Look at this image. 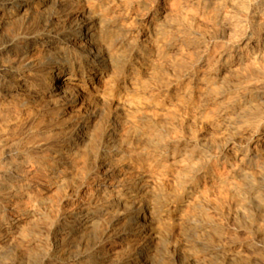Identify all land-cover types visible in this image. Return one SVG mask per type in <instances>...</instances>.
Wrapping results in <instances>:
<instances>
[{"label": "bare ground", "instance_id": "bare-ground-1", "mask_svg": "<svg viewBox=\"0 0 264 264\" xmlns=\"http://www.w3.org/2000/svg\"><path fill=\"white\" fill-rule=\"evenodd\" d=\"M218 1H220V3L222 4L233 6L234 4L238 3L241 0H218ZM160 3H162V6H159ZM180 3H179V0H0V93L2 94L3 97H6L8 101L13 102L18 107L19 106L27 107L31 105L38 98L40 99L43 98L51 102L56 116L59 117L65 114L67 115V113L71 115V117L69 118L63 117L64 119H61L60 121H57L56 123L54 122V125L51 127H48L46 130L38 129L37 133L38 134L40 133L42 135L40 139H42L43 142L40 140L41 144L44 146H48L47 147L48 152L46 156L47 161L44 163L43 166H41V170L45 177L44 182H41L39 184L31 183L29 180L30 175L27 173V171L25 170L23 171L22 169L23 166H25V164L27 163V160H25L21 156V154L18 152L11 153L10 149L7 150L8 152L6 151V153H9L8 154L9 158H7L8 161H6L4 164L1 163L2 166H0V253L3 252L2 249H4L3 247L5 246V244L6 245L9 244V241H11L10 240L12 239L10 238V236H12L11 234H14L15 232H18V231H19L18 232L19 234L20 231H22V229H25V226L23 224H25L26 221H28V224L30 221L34 222V220H31V218L36 216L37 214L36 213L37 211H34L35 209H33V206L36 203L35 201H38V200L42 201L41 199L44 198L42 196L43 198L37 200L36 199L37 195H35L34 192L38 193V190L45 188V186L48 187L47 189H49L50 186L57 187L58 185H60V182H62L60 180L66 174L74 170L73 168L78 167V166L87 170L88 172L87 183L86 184L78 183L69 188L68 192L70 193V195H73L74 193L77 194L76 198L73 199V207L71 206L72 208H70V210H67V208H65L67 211L63 212L62 215H60L57 223L53 226L52 230L50 229L51 230L50 233L54 239V243L51 242L53 246L50 252L48 253V255L40 258L41 259L39 260L40 264H103L105 261L107 262V258L110 257V254L112 253V251L117 250V248L116 249L114 248V250H113V247L108 246L109 248H107V246L105 247L103 244H101L102 241L101 242L98 241L99 243H95L94 245L91 244L92 248L90 249L86 248L81 251L79 250L81 246L83 248V246L86 245V244L83 245L86 231L89 228H92L94 226L96 218L97 219L102 218V219L107 220L108 226L110 228L117 222L118 224H120L119 221H121L122 219L131 217L133 219V227H134V229H132L131 231L132 232L131 234L133 235L131 239L134 240L135 239L134 235L141 236L142 233H145L146 231L150 230L148 226L152 223V221L155 222L154 221L155 219L152 218L153 211H151L152 210L151 204L153 202L148 203L147 202L148 198L146 199V196L147 195L149 196L151 194V192L154 190V186L158 185L160 187L159 184H161L164 180H166L167 182V180L170 177H171L170 178L171 180L173 177L175 176L178 177L184 172L187 173L189 171H194L193 175L195 176V179H198V180L199 178L203 179L202 181L200 180L201 183L200 182L197 183L194 187L192 186L190 190L187 191L186 193L187 196L196 197L199 192H203L207 190L211 191L210 190L211 187H214V186L216 187V186H220V184H224L226 186L228 185V189L235 190V193L237 191V193H239L240 195L241 193L246 194L247 197L250 198L251 204L257 203L258 206L264 207V190H263V193L261 194L263 196L262 200L260 199L259 201L255 202V198L257 197L256 191L258 189L256 185L258 183L260 186V184L263 185L264 183V5L262 9L253 8L250 11L247 10L245 12L246 16H249L252 19L257 20L256 31L250 37L242 38L240 40L235 41L233 45L229 48L224 47V48L213 49V50L199 49V53L198 54L196 53L197 58H195L194 60V65L196 67L199 66V67L205 68L202 74L200 75V77H197L194 82V86L196 90L198 91L200 90L201 93L204 95L205 99L208 101H211L210 103L213 102L216 104H221V106H223L222 110L226 112L230 111L231 113H234L237 121H241L242 123V121H244L245 119L246 120L250 119L249 121L250 123H252L249 129L251 133L249 137L248 135H246L247 137L244 138L245 140H242V141H237L235 139L227 140L229 142L226 145H224L222 148L219 147L220 150H217L220 153L218 155H214V158L207 160L209 164L213 163L211 167L209 168L208 172H200L199 170L195 171V166L194 168L192 167L193 160L195 159L193 146H195L196 144H199L201 148L202 147L203 148L206 147V149L214 148V144L208 138L207 134L206 136L205 134L195 131V129L193 128L191 129L190 126H184V128L181 127L177 123L178 121L176 122V120H174L172 116L173 114H171V111L164 107L161 108L153 104L152 96H149L150 94L148 95L146 92H143L139 95V92H140L139 91L138 96L141 98L139 101H136L137 96H134V94L135 95L137 94L134 93V90L139 85L140 87L142 85L145 88L154 87L155 85L154 83L156 80L155 73L156 71L162 68L160 65H162V63L164 62L163 61L164 59H168V56L171 52L172 53L174 52V54L176 55L175 60L180 59L181 61L182 58L185 57L184 52L186 50L184 49L185 50L184 51L181 48L180 49L177 48V46L181 44V42L185 43L187 46H190L191 39L204 37L208 35L206 31L201 30L196 24V23H199V22H196L197 16L190 15L191 17H189L188 14L186 15L185 14L186 12H184L185 9L181 7ZM188 3H190V1ZM232 13L230 14L229 12L231 16H232ZM229 14H228V11L227 13L220 12L216 14L215 16L216 21L219 22V24L223 26V27L221 26L222 28H225L226 26L231 24L232 17H230ZM7 25H13V26L15 25L14 29H12L13 34L10 37H5V35H3L2 33L3 28ZM206 28H208V26H206ZM240 28L241 27H239V29ZM229 32L228 34H231V32L230 33ZM235 33L237 32L235 31ZM217 35L218 34H213L212 39L213 38L216 39ZM209 37H211V35H209ZM175 60L172 63H168V65L165 66L166 67L165 69L167 71L174 69L173 67L176 63ZM185 61H188V60H185ZM249 68L250 70L251 68L255 69L256 73L255 74L251 73V76H246V74L244 73L247 69L249 70ZM162 72L163 71H161L160 73L162 74ZM189 72H190L189 70L185 72V75H184L185 78L190 77ZM180 74L182 75V73ZM227 74H232L233 77L225 80V77L228 76ZM157 76L159 77L160 75H157ZM163 80H165V78ZM189 87L190 86L185 85L180 90V92L178 91V94L176 96H173V99L180 100L182 102L186 100L190 95ZM122 88H127V91L126 90L123 91ZM109 99L113 102L114 107L113 109L107 111V109L105 110L103 105L107 104L105 100H109ZM133 100L136 102H134ZM89 101H92L93 103V107L91 108L87 106L86 104ZM199 103H201V101ZM41 104L39 103V105L42 107ZM77 104H79V106ZM179 104L180 103H178L177 105ZM44 105H46L45 102H44ZM174 108L175 107H173V109ZM215 109H218V108H215ZM33 111L34 110H32V112ZM189 113H191V111ZM200 119H203V118H199V120ZM242 124L244 125V123ZM161 130L166 132L164 134L165 136H161L160 134ZM214 130L213 132L215 133ZM234 131L236 132V130ZM212 133L211 134L209 133V135H212ZM26 134L29 135L28 133ZM226 137L227 136L225 137L223 136V138H226ZM19 140H22V139H19ZM3 146L1 147L2 149H3ZM11 147H7V148H11ZM6 153L5 155H7ZM33 155L34 154H32V156ZM41 156H43V154ZM212 159H215V160H212ZM196 169H197V165H196ZM255 171H258L259 175L256 174ZM30 173H33V172H30ZM186 173L184 174L186 175ZM80 175L81 177H83L81 173ZM188 176L186 179H188ZM75 177L77 178L79 176L77 175ZM70 179H73V178H70ZM39 180H37V182ZM180 182L178 181V183ZM183 183H186V182H183ZM165 185L167 186L168 184L165 183ZM158 186L156 188H159ZM176 187L177 186H175L174 188ZM184 189H185V186H184ZM212 189L214 190V188ZM218 189L219 188H217V190ZM217 190L215 191L218 193L219 191ZM221 190L223 191V189ZM57 193L59 192H56V195ZM209 193L210 195H213L211 192ZM221 195H222V192H221ZM258 195L260 196L259 193ZM160 196L162 198V195ZM200 196H203V195H200ZM214 197H211V198H214ZM235 197L233 198V200L235 199ZM194 200L196 201L198 199H194ZM194 200L192 202H194ZM223 200L225 201V199ZM45 201L48 202L47 199ZM53 202L52 201L50 202V204L52 203L51 204L52 206L55 203ZM217 202L220 203V201H217ZM60 203L62 204V202ZM246 203H243V206ZM160 204L162 203L160 202ZM229 204L233 205V203H229ZM248 204L249 203H247V205ZM68 205H69L68 207H70V204ZM154 205L156 206V204ZM184 206H186V204ZM216 206H217V203H216ZM166 207L170 208L171 204H166ZM93 208H95L94 211H93ZM235 208L236 207H234V210ZM238 209L240 208H237V210ZM52 210L54 209L52 208ZM246 210L244 212H246ZM260 210H263V209L261 208ZM211 211L214 212V210H211ZM213 212L211 213L213 214ZM47 213L46 214L44 213V216L47 215ZM93 213L95 215H93ZM185 213L186 212H184V215ZM189 213L191 214V212ZM207 213L208 212H206V214ZM52 214L55 215L56 213L52 212ZM184 215H181V217ZM214 216H216V214ZM246 216L247 214H245V218ZM56 217L58 216L56 215ZM205 217H209V216H205ZM224 217H225V214H224ZM39 218L41 219V217ZM39 218L37 219L39 220ZM50 218H52V216ZM219 218L217 217L216 220H218ZM52 220H55V219H52ZM164 220L165 219H163V221ZM231 220H233V217L232 219H230V221ZM235 220L236 219H234V221ZM194 221H196L195 218H194ZM208 221H211V220H208ZM42 222H45V221H42ZM164 222H166V220ZM164 222L163 224H165ZM52 224H53V221H52ZM242 224L244 227L245 222ZM233 225H234V222H233ZM263 225L264 224H262V227ZM101 226H102V221H101ZM229 226H232V224ZM105 228H107V226ZM123 229L125 228H122V230ZM28 230L30 231L31 229L29 228ZM36 230H40V229L37 228ZM102 230L104 231V229H101V231ZM96 231L97 230L95 229V232ZM183 231L185 232V230ZM95 232H93V235L95 234ZM97 232H99V230ZM112 232L114 231H110L111 235H112ZM124 232L126 233L127 231H124ZM217 232L218 231H216V233ZM248 232L249 231H247V233ZM22 233L23 232H21V234L19 235H22ZM34 233H37V232H34ZM46 233H47L46 235H48V232ZM105 233L108 234V229L105 232H103L102 235H105ZM89 235H92V234H89ZM114 235L115 234H113V236ZM228 235L230 236V234ZM130 236L131 235H129V237ZM145 236H148V234ZM235 236L233 238H235ZM120 237L122 236L120 235ZM181 237H179V239ZM240 237L242 238V235ZM35 238H37V236ZM159 238L157 237V239ZM217 238H219V236ZM256 239H259V238H256ZM139 240H143V239L141 238ZM121 241H120V244H121ZM155 241L156 240L153 239V242ZM189 241H192V240H189ZM226 241L228 242V240ZM184 242L186 241L183 240V243ZM156 243L158 244V242ZM197 243H198V240H197ZM124 245H127V244H124ZM129 245H130V242H129ZM188 245H190V243ZM211 245H214V244H211ZM31 246L32 245H30L29 247ZM206 246L208 247V245ZM14 247L17 249L15 245L13 246V249ZM18 247H21V246H18ZM226 247L227 246H225V248ZM40 248L42 247L40 246ZM121 248L123 249L124 247L122 246ZM131 249H132L131 256H133L134 258L133 261L135 264H145L147 262V258L149 256H148V248H146V246L142 247L139 244H135ZM161 249L159 250L161 251ZM24 250L26 249L24 248ZM250 251H252V248ZM243 252H246V251H243ZM12 253L14 254L16 252H12ZM254 253L252 254L253 257H254ZM186 254L189 255L188 252ZM237 254H240V253H237ZM3 255L4 254H2V256ZM32 255L34 254L32 253ZM175 255L178 256L177 253ZM219 255H222V254H219ZM114 256L116 255L114 254ZM213 256H216V255H213ZM240 256L242 257V255ZM258 257L257 259H259ZM34 258H37V257H34ZM0 260H2V257H0ZM133 261H130V262H133ZM20 262H21L20 264H23L22 263L23 260H20ZM28 262L30 261L28 260ZM18 264H19V260H18ZM239 264H242V263H239ZM250 264H255V263H250Z\"/></svg>", "mask_w": 264, "mask_h": 264}, {"label": "rangeland", "instance_id": "rangeland-1", "mask_svg": "<svg viewBox=\"0 0 264 264\" xmlns=\"http://www.w3.org/2000/svg\"><path fill=\"white\" fill-rule=\"evenodd\" d=\"M185 1V3H184ZM190 1V3H188ZM181 2V3H180ZM179 3L181 5V7H183L185 10L184 12H186L185 14L189 15V17H191L192 15L194 16H197L196 18V22H199V23H196L198 25V27L203 30V31H206L208 33L207 36H204V37H199V38H194V39H191L190 40V46H187L185 43H182L179 44L177 46V48H181L182 50H184V56L182 58V60L180 61V59H176L175 60V54L174 52L169 54L168 56V59H164L162 62V65H160L162 68L158 71H156V80H155V85L153 88H145L141 85H140L134 90V93H136L137 95L134 94V96H137L136 97V101H139L141 97L138 96V92H139V95L143 92H146L149 96H152V102L153 104L161 107V108H166V109H169L171 111V114H173V118L174 120H176V122L184 128V126H190V128L192 129H195V131H198L202 134H207L208 135V138L211 140V142L214 144V148L213 149H209L206 147L205 148H201L199 144H196L194 147V155H195V159L193 160V164H192V167L194 168L195 166V171L196 170H199L200 172H208L209 171V168L211 167V164L208 163V159H211V158H214V155H218L220 152H218L217 150H220V148H222L224 145H226L229 141L227 140H232V139H235L237 141H242V140H245L244 138H246L248 135V137L250 136V125H252V123H250V119H245L244 121H242V123H244V125L241 123V121H237L236 119V116L234 113H231L230 111H224L222 110V107L221 104H216V103H210L211 101H208L205 99L204 95L201 93V91L199 90H196L195 86H194V82L196 80L197 77H200V75L202 74V72L204 71V67H199V66H195L194 65V60L195 58H197V54L199 53V49H219V48H229L233 45V43L237 40H240L242 38H247V37H250L252 34L255 33L256 31V23H257V20L255 19H252L251 17L249 16H246L245 12L247 10H251V9H262L263 8V5H264V0H241L239 1L238 3L234 4L233 6H230V5H225V4H222L220 3V1L218 0H179ZM183 3V4H182ZM216 3V4H215ZM212 4V5H211ZM214 4V5H213ZM218 4V5H217ZM245 4V5H244ZM262 4V5H261ZM217 5V6H216ZM240 5V6H239ZM159 6H162V3H160ZM202 6V7H201ZM219 6V7H218ZM224 6V7H223ZM187 7V8H186ZM218 7V8H217ZM228 7V8H227ZM233 7V8H232ZM243 7V8H242ZM211 8V9H210ZM227 8V9H226ZM235 9V10H234ZM241 9V10H240ZM206 10V11H205ZM198 11V12H197ZM228 11V14L230 12V14L232 13V16L230 15L231 18V24L226 26L225 28H222L223 26L221 24H219V22L216 21V14L217 13H220V12H224V13H227ZM232 11V12H231ZM235 11V12H234ZM242 11V12H241ZM188 12V13H187ZM238 12V13H237ZM213 16H212V15ZM191 15V16H190ZM199 15V16H198ZM242 15V16H241ZM209 17V18H207ZM212 17V18H211ZM199 18V19H198ZM237 18V19H236ZM210 19V20H209ZM241 19V20H240ZM207 20V21H206ZM209 20V21H208ZM208 22V23H207ZM201 23V24H200ZM209 24V25H208ZM246 24V25H245ZM208 26V28H206V26ZM212 25V26H211ZM10 26V27H8ZM211 26V27H210ZM222 26V27H221ZM15 25H7L3 28L2 30V33L3 35H5V37H10L13 32H12V29H14ZM228 27V28H227ZM230 27V28H229ZM239 27H241L239 29ZM206 28V29H205ZM220 28V29H219ZM11 29V30H9ZM210 29V30H209ZM213 29V31H212ZM231 30V31H230ZM233 30V31H232ZM222 33H221V32ZM231 32V34H228V32ZM235 31L237 33H235ZM215 32V33H214ZM226 32V33H225ZM229 32V33H230ZM221 33V34H220ZM213 34H218L216 39L213 38L212 39V35ZM220 34V35H219ZM227 34V35H226ZM209 35H211V37H209ZM227 36V37H226ZM209 37V38H208ZM207 38V39H206ZM219 38V39H218ZM206 39V40H205ZM221 40V41H220ZM198 41V42H197ZM229 42V43H228ZM217 43V44H216ZM220 43V44H219ZM228 43V44H227ZM193 45V46H192ZM218 45V46H217ZM204 46V47H203ZM183 47V48H182ZM199 47V48H198ZM191 49V50H190ZM195 50V51H194ZM197 53V54H196ZM195 54V55H194ZM173 58V59H172ZM190 59V60H189ZM172 60V61H171ZM175 60V65H174V69H171L168 73V71L165 69L166 65H168V63H172L173 61ZM185 60H188V61H185ZM166 62V63H165ZM181 64H180V63ZM183 62V63H182ZM193 63V64H192ZM184 68H183V66ZM188 65V66H187ZM192 67V68H191ZM179 69V70H178ZM197 69V70H196ZM173 70V71H172ZM190 71V77L189 78H185V72L186 71ZM200 70V71H199ZM161 71L162 74L160 73ZM175 71V72H174ZM252 71V72H251ZM255 71V72H254ZM173 72V73H172ZM254 72V73H253ZM175 73V74H174ZM182 73V75L180 74ZM248 73V74H247ZM251 73L252 74H255L256 73V70L251 68H249V70L247 69L245 71L244 74H246V76H251ZM169 74V75H167ZM178 74V75H177ZM157 75H160L159 77ZM176 75V76H174ZM228 76L225 77V80L227 79H230L233 77L232 74H227ZM231 76V77H230ZM165 78V80H163ZM185 78V79H184ZM168 79V80H167ZM175 79V80H174ZM168 82H167V81ZM165 81V82H163ZM169 83V84H168ZM158 86H157V85ZM190 84V85H189ZM163 85V86H162ZM185 85H188L190 86V95L189 97L184 100L183 102L180 101V100H176V99H173V96H176L178 94V91L180 92V90L185 86ZM160 86V87H159ZM120 87V86H118ZM140 87V88H139ZM177 89H176V88ZM145 88V89H144ZM162 88V89H161ZM150 89V90H149ZM171 89V90H170ZM123 91H127V88H122ZM137 90V91H136ZM142 90V91H141ZM136 91V92H135ZM197 91V92H196ZM152 93V94H151ZM174 93V94H173ZM200 93V94H199ZM155 95V96H154ZM171 95V96H170ZM195 95V96H194ZM134 98V97H133ZM196 98V99H195ZM167 99V100H166ZM41 100V101H40ZM45 100V101H44ZM135 100V99H134ZM133 100V101H134ZM109 101V103H108ZM134 101V102H136ZM201 101V103H199ZM204 101V102H203ZM33 102V101H31ZM44 102L46 105H44ZM47 101L46 99H43V98H38L37 100H35L31 105L27 106V107H18L17 105H15L13 102H10L8 101V99H6V97H3L2 94L0 93V154L3 155L1 156L0 155V166H2V164H4L6 161H8L7 158H9L8 154L9 153H6L7 150L10 149L11 153L12 152H18L21 154V156L27 160V165L25 164V166H23V171H27V173L30 175L29 176V180L31 183H34V184H39L41 182H44V175H43V172L41 170V166L44 165V163L47 161V152H48V146H44L41 144V141L42 139L41 138V134L37 133L38 132V129L39 130H46L48 127H51L54 125V122L56 123L57 121H60L61 119H64V118H69L71 117V115L69 113H67V116L66 114L65 115H62V116H56L55 112H54V109L52 107V104L51 102ZM105 102L107 104H104L103 107L105 108V110L107 109V111L113 109L114 107V104L113 102L109 99V100H105ZM104 102V103H105ZM111 102V103H110ZM166 102V103H165ZM207 102V103H206ZM6 103V104H5ZM13 103V104H12ZM39 103H43L41 104L42 107L39 105ZM178 103H180L182 105L179 106L177 105ZM203 103V104H202ZM4 104V105H3ZM36 104V105H35ZM87 106H89L90 108L93 107V103L92 101H89L88 103H86ZM90 104V105H89ZM202 104V105H201ZM4 107H3V106ZM38 105V106H37ZM44 105V106H43ZM79 106V104H77ZM172 105V106H170ZM198 105V106H197ZM201 105V106H200ZM216 105V106H215ZM220 105V106H219ZM12 106V107H11ZM51 106V107H49ZM178 106V107H177ZM187 108H186V107ZM193 106V107H192ZM218 106V107H217ZM31 107V108H30ZM107 107V108H106ZM170 107V108H169ZM173 107L175 108L173 109ZM185 107V108H184ZM199 107V108H198ZM10 108V109H9ZM38 108V109H37ZM50 110H49V109ZM215 108H218V109H215ZM6 109V110H5ZM30 109V111H29ZM34 110L32 112V110ZM46 109V110H45ZM172 109V110H171ZM180 109V110H179ZM183 109V110H182ZM186 109V110H185ZM191 113H189L190 111ZM195 109V110H194ZM28 110V111H27ZM36 110V111H35ZM41 110V111H40ZM44 110V111H43ZM219 110V111H218ZM40 111V113H39ZM43 111V112H42ZM52 111V112H51ZM180 111V113H179ZM185 111V112H184ZM203 111V112H202ZM24 112V113H23ZM36 112V113H35ZM217 112V113H216ZM39 113V114H38ZM49 113V114H48ZM51 113V114H50ZM183 113V114H181ZM206 113V114H205ZM214 113V114H212ZM228 113V114H227ZM231 113V115H230ZM54 116H53V115ZM188 114V115H187ZM210 114V115H209ZM45 115V117H44ZM47 115V116H46ZM177 115V116H176ZM185 115V116H184ZM191 115V116H190ZM202 115V116H201ZM207 115V117H206ZM226 115V116H225ZM230 115V116H229ZM34 116V117H33ZM41 116V117H40ZM181 116V118H180ZM197 118H196V117ZM234 116V117H233ZM54 117V118H53ZM57 117V118H56ZM64 117V118H63ZM195 119H194V118ZM232 117V118H231ZM39 120H38V119ZM45 118V120H44ZM52 118V119H51ZM56 118V119H55ZM199 118H203V119H200ZM212 118V119H211ZM224 118V119H223ZM227 118V119H226ZM230 118V119H229ZM235 118V119H234ZM35 119V120H33ZM37 119V120H36ZM50 119V120H49ZM181 119V121H180ZM222 119V120H220ZM229 119V121H228ZM234 119V120H233ZM41 120V122H40ZM192 120V121H191ZM204 120V121H203ZM206 120V121H205ZM231 120V122H230ZM30 121V122H29ZM36 121V122H35ZM38 121V122H37ZM43 121V122H42ZM185 121V122H184ZM191 121V123H190ZM198 121V122H196ZM225 121V122H224ZM235 121V122H233ZM25 122V124H24ZM37 124H35V123ZM46 122V123H45ZM184 122V123H183ZM195 122V123H194ZM214 122V123H213ZM248 122V123H247ZM29 123V124H28ZM189 125H188V124ZM203 123V124H202ZM213 123V124H212ZM247 123V124H246ZM28 124V125H27ZM33 124V125H32ZM44 124V125H43ZM186 124V125H185ZM225 124V125H224ZM233 124V125H232ZM237 124V125H236ZM26 127H25V126ZM50 125V126H48ZM199 125V127H198ZM206 127H204V126ZM213 125V126H212ZM217 125V126H216ZM227 125V126H226ZM237 127H236V126ZM243 125V126H242ZM28 126V128H27ZM37 126V127H36ZM219 126V127H218ZM5 127V129H4ZM30 127V128H29ZM34 129H33V128ZM41 127V128H40ZM43 127V128H42ZM196 127V128H195ZM202 127V128H201ZM209 127V128H207ZM2 128V129H1ZM212 128V130H211ZM4 129V130H3ZM26 129V130H25ZM37 131H36V130ZM202 129V130H201ZM205 129V130H204ZM215 129V130H214ZM225 129V130H224ZM227 129V130H226ZM245 129V130H244ZM11 130V131H10ZM25 130V131H24ZM30 130V131H29ZM32 130V131H31ZM210 130V131H209ZM213 130L215 131V133L213 132ZM219 130V132H218ZM231 130V131H230ZM233 130V131H232ZM236 130V132L234 131ZM240 130V132H239ZM249 130V131H248ZM20 131V132H19ZM35 131V132H34ZM8 132V133H7ZM12 132V133H11ZM162 132V133H161ZM160 134L161 136H165L164 134L166 133L165 131H162L161 130ZM213 132V133H212ZM26 133H28L29 135H27ZM209 133L212 135H209ZM220 133V134H219ZM228 133V134H227ZM25 134V135H24ZM36 134V135H35ZM5 135V136H4ZM22 135V136H21ZM27 135V136H26ZM34 135V136H33ZM38 135V136H37ZM206 135V136H207ZM19 136V137H17ZM33 136V137H32ZM223 136H227L226 138H223ZM222 137V138H221ZM229 137V138H228ZM39 138V140H38ZM228 138V139H227ZM231 138V139H230ZM11 139V140H9ZM19 139H22V140H19ZM35 139V140H33ZM219 139V140H218ZM224 139V140H223ZM41 140V141H40ZM217 140V142H216ZM28 141V142H27ZM37 141V142H36ZM221 141V142H220ZM32 145H31V143ZM34 142V143H33ZM39 142V143H38ZM43 142V141H42ZM222 144H220V143ZM10 143V144H9ZM28 143V145H27ZM6 146H5V145ZM38 144V145H36ZM4 145V146H3ZM12 145V147H11ZM199 145V146H198ZM3 146V149L1 148ZM14 146V147H13ZM23 146V147H22ZM27 146V147H26ZM7 147H11V148H7ZM218 147V149H217ZM220 147V148H219ZM21 148V149H20ZM23 148V149H22ZM39 148V149H38ZM44 148V149H42ZM47 148V149H46ZM25 149V150H24ZM30 149V150H29ZM35 149V150H34ZM204 149V150H203ZM209 149V150H208ZM40 150V151H38ZM206 150V151H205ZM212 150V151H211ZM30 151V153H29ZM42 151V152H41ZM8 152V151H7ZM35 152V153H34ZM46 152V154H45ZM5 153L7 155H5ZM40 153V154H38ZM201 153V154H200ZM203 153V154H202ZM25 154V155H24ZM30 154V155H29ZM32 154H34L32 156ZM38 154V155H36ZM43 154V156H41ZM199 154V155H198ZM205 154V155H204ZM208 154V155H207ZM213 154V155H212ZM197 155V156H196ZM45 156V157H44ZM200 156V157H199ZM208 156V158H207ZM28 157V158H27ZM34 157V158H32ZM44 157V158H42ZM203 157V158H202ZM5 158V159H4ZM34 159V160H33ZM206 160V161H205ZM212 160H215V159H212ZM39 161V162H38ZM198 161V162H197ZM195 162V163H194ZM201 162V163H199ZM2 163V164H1ZM204 163V164H203ZM34 166H33V165ZM42 164V165H41ZM29 165V166H28ZM196 165H197V169H196ZM201 165V166H200ZM29 169H28V167ZM36 166V167H35ZM26 168V169H25ZM33 168V169H32ZM36 168V169H35ZM204 168V169H203ZM28 169V170H27ZM74 170H72L70 173L66 174L60 181V185H58L57 187H49V189H47L48 187L45 186V188H42V189H39L38 190V193L34 192L35 195H37L36 199H41L42 201L38 200V201H35V205L33 206V209H35L34 211H37L36 213V216H39L36 217H32L31 220H34V222L30 221L29 224H28V221L25 222V224H23L25 226V229H22V231H20L19 234L22 233V235H19L18 232H15L14 234H11L12 236H10V239L11 241H9V244H5V246L3 247L4 249H2L3 252L0 253V257H2V260H0V264H18V260H19V264L21 263L20 260H23V264H40V261L41 260L40 258H42L43 256H47L48 253L50 252L53 244L54 243V239L51 235V230L53 228V226L57 223L60 215H62L63 212L67 211V210H70V208L73 207V199L76 198L77 194H73V195H70V193L68 192L69 191V188L71 186H74L78 183H84L86 184L87 183V180H88V172L86 169L84 168H81V167H75L73 168ZM81 169V170H80ZM192 169V168H191ZM190 169V170H191ZM33 170V171H31ZM84 170V171H83ZM79 171V172H78ZM30 172H33V173H30ZM36 172V173H35ZM42 174H41V173ZM76 172V174H75ZM78 172V173H77ZM192 172V173H191ZM194 171H189V172H184L186 173V175L184 174H181L180 176H175L170 180V178L167 180H164L160 185V187L158 185L154 186V190L151 192V194L147 197L146 196V199H147V202L149 203H152L151 204V208L153 211L152 214H153V219H155L151 224L153 225H149L148 228L150 229L149 231H146L145 233H142V235L140 236H135V241L132 240L131 238L133 237V235L131 234L132 232V229H134L133 227V219L131 217H127V218H124L122 219L121 221H119L120 224H118V222L116 224H114L113 226H111L109 228L108 226V222L107 220L105 219H97L95 220V224L92 228H89L87 231H86V235H85V239L83 241V248L81 246V248H79V250H84V249H90L92 248L91 244H95V243H99L101 242V244H103L105 247L107 246V248L109 247H113V250L114 248L117 250H114L112 251V255L110 254V257L107 258V262L105 261L103 264H135L134 263V258L133 256H131V252H132V247L135 245V244H139L141 245L142 247L146 246V248H148V258H147V264H239V263H242V264H250V263H255V264H264V225L262 227V224H264V207H261V206H258L257 203L255 204H251L250 203V198L247 197L246 194H243L241 193V195L239 193H235V190H232V189H228V185H224V184H220V186H214V187H211V191L207 190V191H203V192H199L197 194L196 197H192V196H187L186 193L188 190H190V188L193 186H195L197 183H201V181L203 179L199 178L198 179H195V176L193 175ZM256 174L259 175V172L258 171H255ZM80 173L82 174L83 177H81ZM39 174V175H37ZM73 174V176H72ZM191 174V175H190ZM37 175V176H35ZM79 176V177H75V176ZM189 175V176H188ZM261 175V174H260ZM188 176V179H186ZM37 177V178H35ZM39 177V178H38ZM68 177V178H67ZM182 177V178H181ZM191 177V178H190ZM193 177V178H192ZM70 178H73V179H70ZM176 178V179H175ZM185 178V179H184ZM40 179V180H39ZM83 179V180H82ZM183 182H186V183H183ZM35 180V181H33ZM37 180H39L37 182ZM180 182L181 180V184L178 183V181ZM201 180V181H200ZM194 181V183H193ZM70 182V183H69ZM170 182V183H168ZM63 183V184H61ZM72 183V184H71ZM168 184L167 186L165 185ZM175 183V184H174ZM68 184V185H66ZM174 185V186H173ZM181 185V186H180ZM68 186V187H67ZM159 187V188H156V187ZM162 186V187H161ZM165 186V188H164ZM173 188H172V187ZM175 186H177L176 188H174ZM184 186H185V189H184ZM67 187V188H66ZM168 187V188H167ZM221 187V188H220ZM223 187V188H222ZM256 187H258L256 193H257V197L255 198V202L256 201H259L260 199L262 200L263 196L261 195L263 193V190H264V183L263 185L257 183ZM64 188V190H63ZM214 188V190L212 189ZM217 188H219L217 190ZM45 191H44V190ZM62 189V190H61ZM157 189V190H156ZM162 191H161V190ZM173 189V190H172ZM223 189V191L221 190ZM226 189V190H224ZM57 190V191H56ZM167 192H166V191ZM172 192H171V191ZM183 190V191H181ZM185 190V191H184ZM219 191L218 193L215 191ZM221 190V191H220ZM231 190V191H230ZM48 191V192H47ZM64 191V192H63ZM174 191V192H173ZM216 193H215V192ZM229 191V192H228ZM56 192H59L57 193L56 195ZM180 192V193H179ZM207 194H205V193ZM211 192L213 195H210ZM221 192H222V195H221ZM226 194H224V193ZM233 194H232V193ZM32 193V194H34ZM44 195H43V194ZM52 193V194H51ZM54 193V194H53ZM158 193V194H157ZM204 193V194H203ZM230 193V194H229ZM258 193L260 194V196L258 195ZM48 194V195H47ZM155 194V195H154ZM167 194V195H166ZM180 194V195H179ZM216 194V195H214ZM39 195V196H38ZM41 195V197H40ZM46 195V196H45ZM50 195V196H49ZM162 195V198L161 196ZM200 195H203V196H200ZM218 195V196H217ZM233 195V196H232ZM236 197H235V196ZM43 196V197H42ZM49 196V197H48ZM56 198H55V197ZM59 196V197H58ZM70 196V197H69ZM169 196V198H168ZM176 196V197H175ZM215 196V197H214ZM239 196V197H238ZM52 197V198H51ZM66 197V198H65ZM159 197V198H158ZM167 197V199H166ZM192 197V198H191ZM199 197V198H197ZM202 197V198H201ZM207 197V198H206ZM210 197V198H209ZM211 197H214V198H211ZM218 197V199H217ZM223 200L225 199V201L221 200L220 198ZM235 197V199L233 200V198ZM244 197V198H242ZM246 197V198H245ZM54 198V200H53ZM59 198V199H58ZM70 198V199H68ZM164 198V199H163ZM173 198V199H172ZM185 198V199H184ZM190 198V199H189ZM202 200H201V199ZM205 198V199H204ZM232 200H231V199ZM47 199L48 202H46L45 200ZM151 199V201H150ZM194 199H198V200H194ZM200 199V201H199ZM209 199V200H208ZM212 199V200H210ZM216 199V200H214ZM231 201H229V200ZM239 199V200H238ZM257 199V200H256ZM156 200V201H155ZM175 200V201H174ZM194 200V202H192ZM54 201L53 203L56 205L53 204V206L50 204V202ZM58 201V202H56ZM162 204H160V202ZM206 201V202H205ZM217 201H220L217 202ZM240 201V203H239ZM38 202V203H37ZM62 202V204L60 203ZM156 202V203H155ZM191 202V203H190ZM214 202V203H213ZM225 202V203H224ZM233 203V205L229 204V203ZM242 202V203H241ZM249 203L247 205V203ZM59 203V205H58ZM188 203V204H187ZM196 203V204H194ZM199 203V204H197ZM206 203V204H205ZM213 205H212V204ZM216 203H217V206H216ZM238 203V204H237ZM243 203H246L244 204L243 206ZM42 204V205H41ZM46 204V205H44ZM61 204V205H60ZM70 204V207H68ZM156 204V206L154 205ZM158 204V205H157ZM160 204V206H159ZM166 204H171V207L170 208H167L166 207ZM186 204V206H184ZM193 204V205H191ZM215 204V205H214ZM225 204V205H224ZM257 204V205H256ZM37 205V206H36ZM48 205V206H47ZM65 205V206H64ZM154 205V206H153ZM197 205V206H195ZM206 207H205V206ZM209 205V206H208ZM222 205V206H221ZM237 205V206H236ZM256 205V206H255ZM42 206V207H41ZM46 206V207H45ZM60 206V207H59ZM64 206V207H63ZM67 206V207H66ZM72 206V207H71ZM201 206V207H200ZM212 206V207H210ZM235 210H234V207ZM241 206V207H240ZM254 206V207H253ZM39 209H37V208ZM44 207V209H43ZM48 207V208H47ZM165 207V208H164ZM181 208L185 213L184 215V212L179 209ZM183 207V208H182ZM185 207V208H184ZM210 207V208H209ZM224 207V208H223ZM227 207V208H226ZM50 208V209H49ZM52 208L54 210H52ZM67 208V210L65 209ZM154 208V209H153ZM162 208V209H161ZM172 208V209H171ZM190 208V209H189ZM193 208V209H192ZM209 208V209H208ZM215 208V209H214ZM229 208V209H228ZM231 208V210H230ZM237 208H240L237 210ZM263 209V210H260V209ZM95 208H93V211H94ZM158 209V210H157ZM185 209V210H184ZM190 211H188V210ZM205 209V210H204ZM219 209V210H218ZM249 211H247V210ZM40 210V211H39ZM42 210V211H41ZM46 210V212H45ZM64 210V211H63ZM163 210V211H162ZM194 210V211H192ZM203 210V211H202ZM211 210H214L211 211ZM216 210V211H215ZM223 210V211H222ZM240 210V211H239ZM246 210V212H244ZM55 211V212H54ZM58 211V212H57ZM173 211V212H172ZM188 211V213H187ZM201 211V212H200ZM221 213H220V212ZM41 212V213H40ZM46 214L47 212V215L44 216V213ZM53 213H56L55 215L52 214ZM157 212V213H156ZM163 212V213H162ZM181 212V213H180ZM191 212V214L189 213ZM199 212V213H198ZM206 212H208L206 214ZM213 212V214L211 213ZM216 212V213H215ZM247 214L246 218H245V214ZM259 212V213H258ZM52 215H51V214ZM162 213V214H161ZM204 213V214H203ZM236 213V214H235ZM262 213V214H261ZM178 214V216H177ZM189 214V215H188ZM210 214V215H209ZM216 214V216L219 218L218 220L216 216H214ZM221 214V215H220ZM224 214H225V217H224ZM232 214V215H230ZM243 214V215H242ZM43 215V216H41ZM56 215L58 217H56ZM93 215H95L93 213ZM97 215V214H96ZM164 215V216H163ZM170 215V216H169ZM176 215V216H174ZM181 215H184L181 217ZM198 215V216H197ZM201 215V216H199ZM209 216V217H205V216ZM227 215V216H226ZM235 215V216H234ZM252 215V216H250ZM262 215V216H261ZM52 216V218H50ZM164 218H163V217ZM204 216V217H203ZM222 216V217H221ZM229 216V217H228ZM239 216V217H238ZM242 218H241V217ZM258 216V217H257ZM260 216V217H259ZM41 217V219L39 218ZM45 217V218H43ZM49 217V218H48ZM233 217V220L230 221V219H232ZM34 218V219H33ZM39 218V220L37 219ZM129 218V219H128ZM182 220H180V219ZM183 218V219H182ZM194 218L195 220L197 221H194ZM197 218V219H196ZM200 218V219H199ZM207 218V219H206ZM214 218V219H213ZM223 218V219H222ZM230 218V219H229ZM243 220H241V219ZM37 219V220H36ZM43 219V220H42ZM52 219H55V220H52ZM163 219L166 220V222L163 221ZM181 221L179 222L178 221ZM186 219V220H184ZM203 219V220H201ZM222 219V220H221ZM234 219H236L234 221ZM36 220V221H35ZM100 220V221H99ZM161 222H159V221ZM170 220V221H169ZM173 220V221H172ZM185 222H184V221ZM189 220V221H188ZM208 220H211V221H208ZM216 220V221H215ZM41 221V222H40ZM42 221H45V222H42ZM52 221H53V224H52ZM101 221H102V226H101ZM129 221V223H128ZM192 221V222H191ZM205 221V222H204ZM220 221V222H219ZM36 222V223H35ZM38 222V223H37ZM100 222V223H97ZM122 222V223H121ZM163 222L165 224H163ZM169 224H168V223ZM175 222V224H174ZM210 222V223H209ZM224 222V224H223ZM230 222L232 224V226H229L231 225ZM233 222H234V225H233ZM240 222V223H239ZM244 227H243V224L244 223ZM47 223V224H46ZM50 223V224H49ZM128 223V224H127ZM199 223V224H198ZM201 223V224H200ZM226 223V224H225ZM228 223V224H227ZM27 224V225H26ZM33 224V225H31ZM42 224V225H41ZM46 224V225H44ZM100 224V225H99ZM106 224V225H105ZM182 224V225H181ZM187 224V225H186ZM193 224V225H192ZM238 224V225H236ZM251 224V225H250ZM29 225V226H28ZM40 225V226H39ZM124 225V226H123ZM129 225V226H128ZM165 225V226H164ZM185 227H184V226ZM207 225V226H206ZM220 225V226H219ZM240 225V226H239ZM249 225V226H248ZM23 226V228H24ZM31 229L30 231L28 230L29 228ZM38 226V227H37ZM43 226V227H42ZM45 226V227H44ZM52 226V227H51ZM101 226V227H100ZM107 226V228H105ZM118 226V227H117ZM131 226V227H130ZM217 226V227H216ZM224 226V227H223ZM229 226V227H228ZM239 226V227H238ZM32 227V228H31ZM34 227V228H33ZM40 230H36L37 228ZM103 227V228H102ZM114 227V228H113ZM121 227V228H120ZM165 227V228H164ZM181 227V228H180ZM191 227V228H189ZM195 227V228H194ZM198 227V228H197ZM206 227V228H205ZM214 227V228H213ZM216 227V229H215ZM226 227V228H225ZM254 227V228H253ZM262 227V228H261ZM122 228H125L122 230ZM131 228V229H130ZM155 228V229H154ZM163 228V229H162ZM174 228V229H172ZM188 228V230H187ZM35 229V230H34ZM43 229V231H42ZM47 229V230H46ZM50 231H49V230ZM92 229V230H91ZM95 229L99 232H95ZM101 229H104V231ZM108 229V234L105 233V235H102L103 232H105L106 230ZM114 231L112 232V235L110 233V231ZM157 229V230H156ZM181 229V230H180ZM194 229V230H193ZM199 229V230H198ZM235 229V230H234ZM246 229V230H245ZM259 229V231H258ZM24 230V231H23ZM28 230V231H27ZM34 230V231H33ZM121 230V231H120ZM185 230V232L183 231ZM196 230V231H195ZM203 230V231H202ZM213 230V231H212ZM220 230V231H219ZM225 230V231H223ZM229 230V231H228ZM231 230V231H230ZM254 230V232H253ZM262 230V231H261ZM40 231V232H39ZM48 232V235H46ZM95 232V234L93 235V232ZM116 231V232H115ZM124 231H127L126 233ZM129 231V232H128ZM151 231V232H150ZM176 231V232H175ZM194 231V232H193ZM199 231V232H198ZM206 231V232H205ZM216 231H218L216 233ZM233 231V232H232ZM235 231V232H234ZM241 231V232H240ZM245 231V232H244ZM247 231H249L247 233ZM256 231V233H255ZM261 231V232H260ZM28 232V233H26ZM30 232V233H29ZM34 232H37V233H34ZM89 232V233H88ZM102 232V233H101ZM175 232V233H174ZM178 232V233H177ZM189 232V233H188ZM193 232V233H192ZM215 232V233H214ZM222 232V233H221ZM88 233V234H87ZM100 233V234H99ZM192 233V234H191ZM196 233V234H195ZM36 234V235H35ZM40 234V235H39ZM89 234H92V235H89ZM113 234H115L113 236ZM148 234V236H145V235ZM174 234V235H173ZM177 234V236H176ZM181 234V235H180ZM186 234V235H185ZM206 234V235H205ZM211 234V235H209ZM215 234V235H214ZM218 234V235H217ZM230 234V236L228 235ZM14 235V236H13ZM18 237H17V236ZM33 235V236H32ZM120 235L122 237H120ZM129 235H131L129 237ZM150 235V236H149ZM156 235V236H155ZM180 235V236H179ZM197 235V236H195ZM217 235V236H216ZM228 235V237H227ZM236 235V236H235ZM242 235V238L240 237ZM263 235V236H262ZM37 236V238H35ZM43 236V238H42ZM102 236V238H101ZM110 236V237H109ZM125 236V237H124ZM160 236V238H159ZM182 236V237H181ZM184 236V238H183ZM205 236V237H204ZM219 236V238H217ZM235 236V238H233ZM244 236V238H243ZM259 236V237H258ZM24 237V238H23ZM92 237V238H91ZM96 237V238H95ZM99 237V238H97ZM105 237V238H104ZM119 237V238H118ZM137 237V238H136ZM154 237V238H153ZM157 237L159 239H157ZM179 237H181L179 239ZM194 237V238H193ZM198 237V238H197ZM224 239H222V238ZM226 237V238H225ZM231 237V238H230ZM246 237V238H245ZM249 237V238H248ZM262 237V238H261ZM16 240H15V239ZM23 238V239H22ZM27 238V239H26ZM113 238V239H111ZM126 238V239H125ZM143 239V240H139V239ZM202 238V239H201ZM207 238V240H206ZM212 238V239H211ZM237 238V239H236ZM248 238V239H247ZM254 238V239H253ZM256 238H259V239H256ZM21 241L18 242L17 241ZM90 239V240H89ZM104 239V240H103ZM123 239V240H122ZM131 239V240H130ZM146 239V240H145ZM153 239H155L156 241L153 242ZM188 239V240H187ZM210 239V241H209ZM232 239V240H231ZM240 241H239V240ZM245 239V240H244ZM16 243H14L13 242ZM30 240V241H29ZM35 240V241H34ZM38 240V241H37ZM43 240V241H42ZM49 240V241H48ZM96 242H95V241ZM116 240V241H115ZM121 241V244H120V241ZM151 240V241H150ZM174 240V241H173ZM183 240L186 241L183 243ZM189 240H192V241H189ZM197 240H198V243H197ZM217 242H216V241ZM222 240V241H221ZM228 240V242L226 241ZM28 241V242H27ZM34 241V243H33ZM88 241V242H87ZM99 241V242H98ZM112 241V242H111ZM139 241V242H138ZM209 241V242H208ZM219 241V242H218ZM238 241V242H237ZM243 241V242H242ZM248 243H247V242ZM254 241V242H253ZM256 241V243H255ZM262 241V243H261ZM23 242V243H22ZM25 242V244H24ZM46 242V243H45ZM52 242V243H51ZM111 242V243H109ZM129 242H130V245H129ZM144 242V243H143ZM146 242V244H145ZM149 242V243H147ZM158 242V244L156 243ZM174 242V244H173ZM190 245H188L189 243ZM195 242V243H194ZM207 242V244H206ZM240 242V243H239ZM36 243V245H35ZM45 243V244H44ZM151 243V244H150ZM169 243V244H168ZM202 243V244H201ZM238 245H237V244ZM243 243V244H242ZM247 243V244H246ZM258 243V244H257ZM12 244V245H11ZM20 244V245H19ZM120 244V246H119ZM124 244H127V245H124ZM156 244V245H155ZM183 244V245H182ZM197 244V246H196ZM201 244V245H200ZM211 244H214V245H211ZM245 244V245H244ZM16 246L17 249L14 247L13 249V246ZM21 246V247H18V246ZM30 245H32L31 247H29ZM34 245V246H33ZM42 248H40V246ZM43 245V246H42ZM49 245V246H48ZM133 245V246H132ZM163 245V246H162ZM174 245V246H173ZM181 245V246H180ZM194 245V246H193ZM203 245V247H202ZM208 245V247L206 246ZM211 245V246H210ZM216 245V246H215ZM222 245V246H221ZM7 246V247H6ZM9 246V247H8ZM25 246V247H24ZM90 246V247H89ZM109 246V247H108ZM118 246V247H117ZM124 247L123 249L121 247ZM160 246V247H159ZM171 246V247H170ZM173 246V247H172ZM186 246V247H185ZM218 246V247H217ZM225 246H227L225 248ZM232 246V247H231ZM249 246V247H246ZM29 249H28V248ZM36 247V248H35ZM85 247V248H84ZM129 247V248H128ZM188 247V248H187ZM197 247V249H196ZM217 247V248H216ZM221 247V248H219ZM223 247V248H222ZM255 247V248H254ZM8 251H7V249ZM22 248V250H21ZM24 248L26 250H24ZM121 248V249H120ZM128 248V249H127ZM162 248V249H161ZM164 248V249H163ZM172 248V249H171ZM181 248V249H180ZM186 248V249H184ZM194 248V249H192ZM207 250H206V249ZM213 248V250H212ZM235 248V249H234ZM246 248V249H245ZM252 248V251H250ZM17 251H16V250ZM32 249V250H30ZM41 249V250H40ZM47 249V250H46ZM157 251H156V250ZM161 249V251L159 250ZM210 249V250H209ZM222 249V250H221ZM228 249V250H227ZM15 250V251H13ZM19 250V251H18ZM24 250V251H23ZM29 252H28V251ZM206 250V251H205ZM256 250V251H255ZM261 250V251H260ZM10 251V252H9ZM16 252V253H12V252ZM32 251V252H31ZM123 253H122V252ZM125 251V252H124ZM130 251V252H129ZM153 251V252H152ZM175 251V252H174ZM188 252L189 255H187L186 253ZM195 251V252H194ZM213 251V252H212ZM220 251V252H219ZM232 253H231V252ZM243 251H246V252H243ZM249 251V252H248ZM255 253H254V252ZM259 253H258V252ZM263 251V252H262ZM7 252V253H6ZM19 252V253H17ZM26 252V253H25ZM38 252V253H37ZM40 252V253H39ZM118 252V253H117ZM121 252V253H119ZM128 252V253H127ZM156 254H155V253ZM167 252V253H166ZM194 252V253H193ZM198 252V253H197ZM212 252V253H211ZM217 252V253H216ZM230 252V253H229ZM251 252V253H250ZM23 256H22V254ZM25 253V254H24ZM28 253V254H27ZM32 253L34 255H32ZM37 253V255H36ZM44 253V254H42ZM150 253V254H149ZM178 254V256H176L175 254ZM197 253V254H196ZM205 253V254H204ZM215 253V254H214ZM228 255H227V254ZM234 253V254H233ZM237 253H240V254H237ZM242 253V254H241ZM246 253V254H245ZM254 253V257H253V254ZM2 254H4L2 256ZM114 254L116 256H114ZM119 256H118V255ZM154 254V255H153ZM160 254V255H159ZM164 254V255H163ZM219 254H222V255H219ZM260 254V255H259ZM262 254V255H261ZM25 255V256H24ZM27 255V256H26ZM42 255V256H41ZM152 255V256H151ZM162 255V256H161ZM173 255V256H172ZM192 255V256H191ZM195 255V256H194ZM205 255V256H204ZM213 255H216V256H213ZM242 255V257L240 256ZM246 255V256H245ZM114 256V257H113ZM118 256V257H117ZM159 256V257H158ZM161 256V257H160ZM210 256V257H209ZM222 258H220V257ZM244 256V257H243ZM248 256V257H247ZM250 256V257H249ZM259 256V257H258ZM8 257V258H6ZM12 257V258H11ZM33 257V258H32ZM34 257H37V258H34ZM112 257V258H111ZM117 257V258H116ZM120 257V258H119ZM169 257V258H168ZM177 257V258H176ZM198 257V258H197ZM213 257V258H212ZM215 257V259H214ZM239 257V259H238ZM257 257L259 259H257ZM16 258V259H15ZM23 258V259H22ZM26 258V259H24ZM128 261H127V259ZM159 258V259H158ZM182 258V259H181ZM185 260H184V259ZM249 258V259H248ZM253 258V259H252ZM263 258V259H262ZM31 259V260H30ZM35 259V260H34ZM109 259V260H108ZM121 259V260H120ZM130 259V260H129ZM151 259V261H150ZM170 259V260H168ZM193 259V261H192ZM204 259V260H203ZM206 259V260H205ZM212 259V260H210ZM219 259V260H218ZM229 259V260H228ZM251 259V260H250ZM9 260V261H8ZM12 260V261H11ZM28 260L30 262H28ZM158 260V261H157ZM165 260V261H164ZM195 260V261H194ZM216 260V261H215ZM227 260V261H226ZM232 260V261H231ZM250 260V261H248ZM253 260V261H252ZM127 261V262H126ZM130 261H133V262H130ZM174 261V262H173ZM197 261V262H196ZM207 263H206V262ZM210 261V262H209ZM229 261V262H228ZM3 262V263H2ZM13 262V263H11ZM32 262V263H31ZM36 262V263H35ZM117 262V263H116ZM123 262V263H122ZM149 262V263H148ZM169 262V263H168ZM187 262V263H186ZM212 262V263H211ZM215 262V263H214ZM145 263V264H146Z\"/></svg>", "mask_w": 264, "mask_h": 264}]
</instances>
